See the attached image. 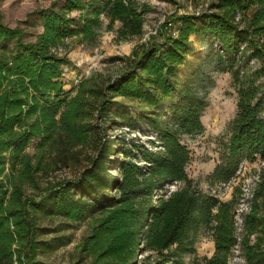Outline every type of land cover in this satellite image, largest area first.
<instances>
[{
    "label": "trees",
    "instance_id": "trees-1",
    "mask_svg": "<svg viewBox=\"0 0 264 264\" xmlns=\"http://www.w3.org/2000/svg\"><path fill=\"white\" fill-rule=\"evenodd\" d=\"M149 9L139 0L53 2L23 21L41 26L31 39L0 12V264H55L43 257L86 220L81 250L91 264H187L204 228L215 251L203 264H230L237 247L244 264H264V166L239 226L237 191L222 200L188 175L183 137L204 130L207 102L202 73L181 75L191 38H209L215 68L238 91L212 182H231L245 160L264 161V0L173 14L131 54L110 57L117 69L65 88L69 40L94 45L102 28L119 41L140 38ZM146 129L151 137L136 134Z\"/></svg>",
    "mask_w": 264,
    "mask_h": 264
},
{
    "label": "rangeland",
    "instance_id": "rangeland-1",
    "mask_svg": "<svg viewBox=\"0 0 264 264\" xmlns=\"http://www.w3.org/2000/svg\"><path fill=\"white\" fill-rule=\"evenodd\" d=\"M139 1L150 5V9L145 15V28L142 37L119 41L115 32L102 28L99 39L94 45L86 42L81 43L75 38L69 40L71 46L68 56L72 62L65 68L63 74L65 88L71 89L83 77L94 71L100 69L106 72L114 71L120 66L121 62L110 61V57L131 54L135 45L146 41L152 34H157V31L171 15L201 11L212 0ZM53 2L60 5L63 0H0V12L5 23L11 27L20 25L26 30L27 39H31L37 32L41 31V26L39 24L30 25V23L23 21L30 13L48 7ZM118 26L119 24L116 23L115 27ZM191 39L193 51L181 66V75L184 79L193 71L198 70L197 73H202L201 94L205 95L207 104L202 114L204 130L196 136L183 137V141L188 144L191 155L187 167L188 175L191 176L201 190L214 194L222 200L231 199L237 191L241 201L237 220L238 225L241 226L242 212L247 210L250 204L251 194L257 184L264 161L259 157L254 160H245L240 164L237 176L231 182L227 184L212 182V173L218 162H220L219 142L228 136L229 122L237 111L238 91L231 73L219 71L214 66V62L209 55L213 40L196 35ZM178 97L177 93L173 94L164 101L163 105L168 107ZM136 134L142 139H147L151 137L152 132L146 129L145 132H137ZM29 150H33V145L30 146ZM165 189L171 190V186L167 185ZM89 232L90 220L75 223L64 232L71 237L70 242L43 258L55 264H91V256L81 250L84 239ZM214 251L215 242L210 229H201L196 242V252L192 256L187 255L185 261L187 264H203L206 258L213 255ZM145 255L140 253L138 257L140 263L143 262ZM230 264H244L239 247L236 248Z\"/></svg>",
    "mask_w": 264,
    "mask_h": 264
},
{
    "label": "built area",
    "instance_id": "built-area-1",
    "mask_svg": "<svg viewBox=\"0 0 264 264\" xmlns=\"http://www.w3.org/2000/svg\"><path fill=\"white\" fill-rule=\"evenodd\" d=\"M170 186H171V190H173V189L175 190L177 184L176 183H172V184H170Z\"/></svg>",
    "mask_w": 264,
    "mask_h": 264
}]
</instances>
